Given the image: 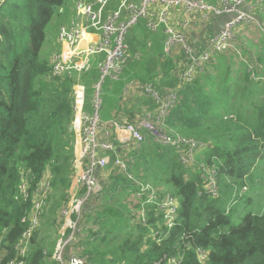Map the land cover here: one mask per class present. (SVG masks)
Here are the masks:
<instances>
[{
    "label": "trees",
    "instance_id": "16d2710c",
    "mask_svg": "<svg viewBox=\"0 0 264 264\" xmlns=\"http://www.w3.org/2000/svg\"><path fill=\"white\" fill-rule=\"evenodd\" d=\"M113 1L115 5L121 0ZM65 6L66 0L0 2V251L5 252L0 264L16 258L35 189L49 174L52 189L43 219L50 215L56 240L50 241L54 246L47 252L50 236L39 241L38 230L26 264H51L61 236V211L69 203L73 182L74 79L54 77L51 62L41 54L47 29ZM258 15L264 24V8ZM157 34L152 36L142 20L129 35L136 53H131L121 81H105L102 117L106 120L116 109L117 120L128 124L135 122L136 114L157 109L150 97H123L131 81L177 93L166 129L202 145L197 163L183 161L176 146L157 143L146 132L144 143H130L117 153L133 179L174 197L176 224L168 227L154 204L147 207L145 224L132 216L142 210V198H137L141 189L120 171L112 154L110 164L98 172L99 193L90 195L83 208L79 241L70 247L86 264H174L173 258L180 259L178 264H264V216L247 211L249 200L244 202L253 171L264 158V84L257 80L264 74L259 72V65L264 67V35L258 55L255 46L238 39L246 61L233 51L217 53L185 85L173 75L175 60L147 52L150 41L162 47L163 28ZM82 79L91 95L97 72H85ZM90 102L89 97L87 107ZM24 183L28 199L21 195ZM198 250L207 253L206 261L200 260Z\"/></svg>",
    "mask_w": 264,
    "mask_h": 264
},
{
    "label": "built area",
    "instance_id": "2783aa9c",
    "mask_svg": "<svg viewBox=\"0 0 264 264\" xmlns=\"http://www.w3.org/2000/svg\"><path fill=\"white\" fill-rule=\"evenodd\" d=\"M6 0H0L4 3ZM113 0H76V16L69 25L60 27L59 39L68 55L55 54L51 59L54 77H69L73 82L74 120L72 130L76 134L77 154L75 159L76 175L70 191L73 200L61 211L63 220L60 238L51 258V264H86V259L73 249L79 241L83 208L90 195L100 191L98 172L105 169L111 162L110 155L116 156L115 164L120 171L128 174L126 163L118 156V150L127 148L130 143L142 144L146 134H150L157 143L169 147L176 146L182 160L197 163L195 156L202 146L195 140L184 138L178 133H168L166 117L177 103V93L161 92L152 83L129 82L122 93L128 99L131 95L150 97L157 104L155 111L136 114L135 122L125 124L117 119L105 120L103 110V85L107 79L121 81L129 63V35L142 20L146 21L149 32L156 34L164 30V55L175 60L173 75L180 83H192L199 71L211 61L217 53L236 52L243 61L242 52L237 47L238 29L242 26L259 23V13L264 8V0H121L116 10H110ZM174 10L184 11L181 18L182 28L173 24ZM230 16L221 29L203 37L201 46L189 37L190 30L199 25L210 27L212 19ZM94 30L100 34V41L77 51L81 32ZM70 55H83L79 63L69 61ZM103 55L104 59L97 65V82L93 85L91 110L86 109V87L81 76L91 72V57ZM140 55H138L139 57ZM67 57V59H66ZM261 77V76H260ZM146 132V134H145ZM212 173H216L212 170ZM209 177V175H208ZM137 185V184H136ZM213 190L215 180L210 178ZM137 198H142L138 221L146 223L147 207L154 204L164 215L168 227H174L178 218V203L169 194L159 193L151 184H140ZM52 189L51 175H47L39 188L35 189L34 207L24 218L28 224L15 246L16 258L9 264H26L32 240L39 230L41 220ZM24 199L29 198L28 184L22 185ZM145 195V196H144ZM159 213H156L158 216ZM200 260L207 259V253L198 250ZM180 260V259H179ZM179 260L171 261L178 264Z\"/></svg>",
    "mask_w": 264,
    "mask_h": 264
},
{
    "label": "rangeland",
    "instance_id": "374dc122",
    "mask_svg": "<svg viewBox=\"0 0 264 264\" xmlns=\"http://www.w3.org/2000/svg\"><path fill=\"white\" fill-rule=\"evenodd\" d=\"M67 3L68 4H75V0H66V4ZM175 11H178V10H175ZM58 19L59 18H55L47 29V40L45 42V45H44V48H43L42 54H41V57L43 59L48 60L50 58V57L48 58V56L50 54V44H51L50 38L54 39V41H55L57 26H58ZM237 31H238L237 38L240 41L242 40L246 46H247V44H248V46H249V44L252 46H255L256 47L255 50H257V55H258L260 42H261L262 36L264 35V24H262V22L260 21V18H259V23L247 25V26H242ZM251 65L252 64H250V69L251 70L253 69L255 72H257L258 69L253 68ZM260 71H261V73H262V71H264V67L261 65H259V72ZM261 75H263V76L257 77V80L260 81L261 84L262 83L264 84V74H261ZM252 76H253V74H252ZM107 119H109V118H107ZM168 133L171 135H174V129L168 128ZM74 135H75L74 160L72 163L73 173H72L71 177H75V175H76V166H75L74 162H75L76 154H77V140H76L75 132H74ZM154 141L156 142L155 139H154ZM61 163L64 165L66 164L65 161H62ZM130 179H132L137 185L145 184V183H142V181H137V180L133 179L132 177ZM250 186H251V192L246 195L245 200H244L245 203L249 200V203L246 205L247 211L248 210L254 211V212L258 213L259 216H261V215L264 216V158H262L258 162L256 168L254 169ZM69 191H70V189H69ZM69 191H68V193H69L68 201L71 202L73 200V196H72L71 192H69ZM247 211L243 212L241 216H244L247 213ZM61 219L62 218L60 216V221H61ZM61 222H63V221H61ZM43 224H45V226H42ZM62 225H63V223H62ZM62 225L59 227L58 233H59V231L61 232ZM39 231H40L39 241H42L47 236H50V238H48V240L46 242V245H47L46 248H47V252H48V250L50 248H53V246H54V242L51 245L50 241L56 240V234L54 232H52L54 230H53V227L51 225L50 215L49 216L46 215L45 219L42 218L41 223H40V227H39ZM58 238H59V236L57 237V241H58ZM57 241H56V243H57ZM54 249L56 250V248H54ZM55 250H54V252H55ZM54 252H53V254H54ZM4 254H5L4 251H0V259L4 256ZM53 254H52V256H53Z\"/></svg>",
    "mask_w": 264,
    "mask_h": 264
},
{
    "label": "crops",
    "instance_id": "0c3cea01",
    "mask_svg": "<svg viewBox=\"0 0 264 264\" xmlns=\"http://www.w3.org/2000/svg\"><path fill=\"white\" fill-rule=\"evenodd\" d=\"M119 1V0H118ZM211 2H215L214 0H210ZM114 2V1H113ZM120 1L117 2V4L113 5V3L111 4L112 7H118ZM75 8H76V0H75V4H66V6L60 10V15L57 17L58 19V26H57V32H56V37H55V41L54 39H51V44H50V54L48 56V60L51 61L52 57L55 54H62V55H68V51L66 50V48L63 47V43L60 41L59 39V32H60V27L63 25H69L71 20L75 18L76 13H75ZM117 9V8H116ZM111 10V7H110ZM184 17V11L182 10H178L175 11L173 13V24L177 27V28H182L181 26V18ZM230 18V16H222L219 18H215L211 21L210 23V27H203L201 25H199L197 28H194V30H190L189 32V37L191 40L196 41L197 46H201L203 43V37L205 36V38L207 37V35L209 33H216L218 32L221 27L224 25V23ZM157 34V33H156ZM156 34L152 35V36H156ZM158 35V34H157ZM101 39L100 34L94 30L91 31H84L81 32V38L79 41V46L76 52L81 51L83 49H85L88 45L92 44V43H96L99 42ZM165 40V39H164ZM164 40L162 42V47L157 48L153 45V42L150 41L151 43H148L147 45V52L150 54L153 53H159L160 57L163 58L164 55ZM135 51H131L130 50V57H131V53ZM143 54V53H142ZM67 59V57H66ZM104 56L103 55H97V56H93L91 57V64L93 66V70L92 71H97V65L103 61ZM68 60V59H67ZM83 60V55L79 54V55H70L69 54V61H73L76 63H79L80 61ZM83 75V74H82ZM82 79V76H81ZM83 85L86 87V108L87 110H91V106H92V99H93V93L91 95H89L88 93V88H87V84L85 83V81L82 79ZM93 87V86H92ZM93 90V88H92ZM91 98V102L89 107H87V99ZM109 118V119H107ZM106 118V120H110V119H114V118H119L117 117V110L113 109L112 111H110L109 116ZM123 118L125 119V115H123ZM250 192H251V186L250 184L248 185ZM249 192V193H250ZM248 197V196H247Z\"/></svg>",
    "mask_w": 264,
    "mask_h": 264
},
{
    "label": "water",
    "instance_id": "95a60500",
    "mask_svg": "<svg viewBox=\"0 0 264 264\" xmlns=\"http://www.w3.org/2000/svg\"><path fill=\"white\" fill-rule=\"evenodd\" d=\"M103 93V92H102Z\"/></svg>",
    "mask_w": 264,
    "mask_h": 264
}]
</instances>
